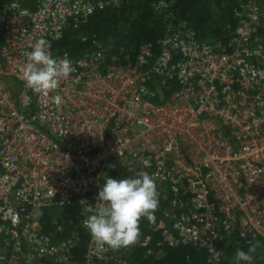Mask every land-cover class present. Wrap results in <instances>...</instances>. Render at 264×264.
Listing matches in <instances>:
<instances>
[{"label":"built area","instance_id":"1","mask_svg":"<svg viewBox=\"0 0 264 264\" xmlns=\"http://www.w3.org/2000/svg\"><path fill=\"white\" fill-rule=\"evenodd\" d=\"M120 0H0V264L121 263L119 249L91 237L81 262L73 235L41 229L49 209L97 207L102 180L155 174L159 204L147 255L193 246L206 262L233 264L259 242L264 264V43L260 0H242L226 47L199 40L165 0L155 45L136 50L94 36L80 56L53 52L64 31ZM38 38L75 71L47 95L25 84L20 67ZM82 41H85L83 38ZM61 96L56 106L52 97Z\"/></svg>","mask_w":264,"mask_h":264},{"label":"trees","instance_id":"2","mask_svg":"<svg viewBox=\"0 0 264 264\" xmlns=\"http://www.w3.org/2000/svg\"><path fill=\"white\" fill-rule=\"evenodd\" d=\"M157 0H120L116 8H106L95 13L85 23L76 28L69 26L61 38L52 43L53 52H65L72 57L80 56L90 45L94 36L102 43L123 39L134 50L141 43L153 45L162 38L166 19L163 13H156L151 5ZM179 21H185L195 32L197 38L226 47L234 36L239 20L233 10L242 0H165ZM261 6L264 12V0ZM1 31V29H0ZM264 43V19L257 30ZM85 41H82V39ZM110 177L121 179V171H114ZM104 179L102 180V185ZM51 210L58 213L53 217ZM85 216L77 206L49 209L41 222L42 231L54 241H60L73 235L75 245L72 248L73 260L81 262L90 237L81 226ZM138 239L127 247L119 248L122 252V264H207L206 252L193 246L164 247L160 256L147 255L146 249L138 244L144 237L151 236L150 247L159 240L158 233L152 232V223L145 218L140 221ZM99 264H116L114 261Z\"/></svg>","mask_w":264,"mask_h":264},{"label":"clouds","instance_id":"3","mask_svg":"<svg viewBox=\"0 0 264 264\" xmlns=\"http://www.w3.org/2000/svg\"><path fill=\"white\" fill-rule=\"evenodd\" d=\"M51 42L38 38L27 54V61L20 67L25 84L36 94L47 95L55 90L61 79L68 78L75 71L67 54L53 57ZM61 96L52 97V103L59 106ZM159 193L155 174L141 173L132 178L117 179L106 176L98 188L95 199L99 206L83 209L84 228L101 246L119 249L133 244L140 235V221H155ZM259 242L249 246L247 251L237 250L233 264H253L251 253ZM220 251H214L213 259L219 264ZM212 264V261L209 262Z\"/></svg>","mask_w":264,"mask_h":264},{"label":"rangeland","instance_id":"4","mask_svg":"<svg viewBox=\"0 0 264 264\" xmlns=\"http://www.w3.org/2000/svg\"><path fill=\"white\" fill-rule=\"evenodd\" d=\"M51 213H52V215H53L54 218L58 216V213L56 211H54V210H51ZM122 263H123V260L119 264H122Z\"/></svg>","mask_w":264,"mask_h":264}]
</instances>
